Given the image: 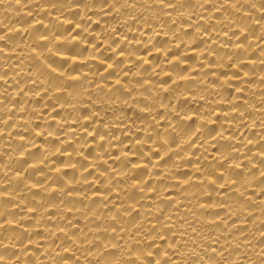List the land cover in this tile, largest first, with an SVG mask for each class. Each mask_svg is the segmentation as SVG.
<instances>
[{
    "label": "bare ground",
    "instance_id": "obj_1",
    "mask_svg": "<svg viewBox=\"0 0 264 264\" xmlns=\"http://www.w3.org/2000/svg\"><path fill=\"white\" fill-rule=\"evenodd\" d=\"M0 264H264V0H0Z\"/></svg>",
    "mask_w": 264,
    "mask_h": 264
}]
</instances>
